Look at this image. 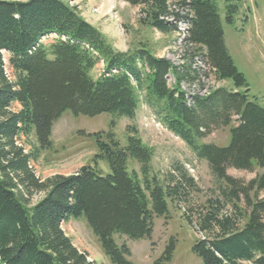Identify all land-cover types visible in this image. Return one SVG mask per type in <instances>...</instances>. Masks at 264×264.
Returning a JSON list of instances; mask_svg holds the SVG:
<instances>
[{"label":"trees","instance_id":"trees-1","mask_svg":"<svg viewBox=\"0 0 264 264\" xmlns=\"http://www.w3.org/2000/svg\"><path fill=\"white\" fill-rule=\"evenodd\" d=\"M123 1L140 7L143 26L166 34L176 28L169 18L182 17L174 5L186 8V44L218 80L231 78L246 89L218 87L191 103L180 85L195 80L190 66L152 54L145 43L116 50L67 1L0 0V264H95L63 227L82 215L115 264H133L129 245L114 236H149L153 219L167 214L170 204H188L195 179L181 168L178 176L159 175L139 128L127 127L124 146L113 131L116 120L110 131L93 134L98 152L78 171L46 178L35 172L32 163L53 147L54 122L66 110L134 119L142 101L224 183L216 198L198 205L196 220L184 213L205 234L193 251L203 264H264V108L248 100V84L225 45L216 6L211 0ZM223 126L230 128L229 146L204 141ZM101 160L109 164L107 175L99 169ZM228 168L262 172L244 184ZM35 196L40 198L32 203ZM172 246L152 264H168Z\"/></svg>","mask_w":264,"mask_h":264},{"label":"rangeland","instance_id":"rangeland-1","mask_svg":"<svg viewBox=\"0 0 264 264\" xmlns=\"http://www.w3.org/2000/svg\"><path fill=\"white\" fill-rule=\"evenodd\" d=\"M64 1L76 5L84 18L100 29L116 50L126 52L140 43H145L152 54L165 57L178 66H190L191 70L196 71L195 80L191 83L183 81L180 85L191 103L193 97H205L218 87L239 91L246 89L245 86H236L231 78L218 80L204 57L196 55L197 49L186 44L191 17L186 18L188 10L179 4L174 5L173 9L179 11L182 17L175 20L169 18L176 28L166 34L143 26L138 19L143 17L140 7L132 6L123 0ZM211 3L216 6L220 16L228 52L248 84V100L264 108V0H211ZM53 38L54 36H50L44 41L48 43ZM4 58L6 69L11 74L8 53L4 52ZM103 67V63L96 66L92 75L98 77ZM167 80L169 85L175 83L170 74ZM153 112L144 101L141 102L134 119L118 117L110 112L86 116L75 115L71 110H66L62 117L54 122L53 147L43 151L39 161L32 164L41 178L74 173L81 166L90 163L98 152L94 133L110 131L111 122L116 120L113 131L125 146L128 142L127 127L136 126L142 140L154 151V170L163 177L178 176L180 168L187 170L195 179V186L189 193L188 204L182 203L175 207L172 203L168 206L167 214L153 219L149 236L133 239L116 234L114 238L118 244L126 242L129 245L132 252L130 260L133 264H152L172 244L174 248L168 264H203L202 258L193 251V246L197 239L203 238L205 234L200 232L196 225H192L184 213L196 220L198 205L209 198H216L224 183L213 175L207 161L199 158L179 136L168 130ZM229 129L225 126L215 128L204 141L227 147L231 143ZM99 169L103 175L111 172L106 160L99 162ZM261 172V169L227 170L229 175L244 184ZM260 197H264V190L260 192ZM39 198L40 196L33 197L32 203ZM63 227L75 245L87 252L95 264H115L103 250L99 238L89 228L84 215L71 219L64 223Z\"/></svg>","mask_w":264,"mask_h":264},{"label":"bare ground","instance_id":"bare-ground-1","mask_svg":"<svg viewBox=\"0 0 264 264\" xmlns=\"http://www.w3.org/2000/svg\"><path fill=\"white\" fill-rule=\"evenodd\" d=\"M8 72V71H7ZM9 74V73H8ZM200 80V79H199ZM234 86V85H233ZM239 91V90H238ZM68 111V110H67ZM70 113V112H69ZM106 136V135H105ZM106 138V137H105Z\"/></svg>","mask_w":264,"mask_h":264}]
</instances>
